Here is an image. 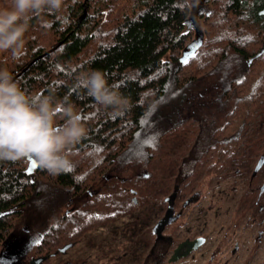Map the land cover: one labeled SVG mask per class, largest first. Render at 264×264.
I'll list each match as a JSON object with an SVG mask.
<instances>
[{
    "label": "trees",
    "instance_id": "obj_1",
    "mask_svg": "<svg viewBox=\"0 0 264 264\" xmlns=\"http://www.w3.org/2000/svg\"><path fill=\"white\" fill-rule=\"evenodd\" d=\"M200 3L207 12L192 11L190 0H65L60 12L29 21L16 58L0 51V69L21 89L71 104L87 130L58 175L31 158L0 160V261L9 260L14 249L6 242L30 213L38 239L25 255L15 251L24 263L66 251L144 207L159 178L151 167L174 138L187 136L180 151L186 181L177 183L182 205L192 182L222 175L241 148L264 153L247 138L264 107V0ZM89 70L102 71L130 107L117 113L98 105L77 84ZM131 167L147 174L110 178ZM250 188L261 193L254 181Z\"/></svg>",
    "mask_w": 264,
    "mask_h": 264
},
{
    "label": "rangeland",
    "instance_id": "obj_2",
    "mask_svg": "<svg viewBox=\"0 0 264 264\" xmlns=\"http://www.w3.org/2000/svg\"><path fill=\"white\" fill-rule=\"evenodd\" d=\"M9 2L0 0V8L8 6ZM200 2L190 0L192 11L207 12L208 5L203 7ZM192 20L194 22V18ZM247 134V138L258 144L256 148L264 147V107ZM186 142L187 136H184L165 143L160 161L151 167V171L159 175L147 185L148 193L154 197L152 201L135 213L88 233L57 261L82 264H264V163L257 169L259 174L254 180L263 192L257 206L251 207L253 202L247 191L258 158L264 157V153L255 156L253 149L241 148L222 175L212 178L200 175L192 182L191 194L182 205L183 201L178 203L177 200L182 192L177 183L186 181L182 167L185 157L180 152ZM146 174L142 167H131L113 171L110 178L129 179L132 175ZM253 195L256 200L257 192ZM28 217L19 222L10 238L8 247L14 252L8 256L9 263L27 264L30 260L27 257L24 263L16 253L18 249L25 255V249L38 239L39 222L32 213ZM155 234L159 235L158 242ZM197 237L204 241L196 251L170 261L169 252L179 242ZM54 261L55 257L50 260ZM57 261L54 263L61 264Z\"/></svg>",
    "mask_w": 264,
    "mask_h": 264
},
{
    "label": "clouds",
    "instance_id": "obj_3",
    "mask_svg": "<svg viewBox=\"0 0 264 264\" xmlns=\"http://www.w3.org/2000/svg\"><path fill=\"white\" fill-rule=\"evenodd\" d=\"M64 5L65 0H10L0 8V51H10L16 58L23 50L29 21L44 13H58ZM77 84L98 105L117 113L130 107L129 99L113 89L100 70L82 72ZM86 131L74 106L51 93L28 94L7 69H0V160L31 158L50 175H58L71 166L69 149Z\"/></svg>",
    "mask_w": 264,
    "mask_h": 264
},
{
    "label": "flooded vegetation",
    "instance_id": "obj_4",
    "mask_svg": "<svg viewBox=\"0 0 264 264\" xmlns=\"http://www.w3.org/2000/svg\"><path fill=\"white\" fill-rule=\"evenodd\" d=\"M262 157V156H260ZM263 163H264V157H263ZM262 163V164H263ZM259 174V173H258ZM257 177H252L251 176V180L249 182V185L251 182H253ZM248 185V186H249ZM259 188H262V187H259ZM247 191H248V188H247ZM249 192V191H248ZM255 193V190L253 188H250V192H249V196L251 198V202H253L252 206L251 207H255L259 204L260 200H261V197L263 195V192H262V189H261V193H257V196L255 197L256 200H253V194ZM249 199V197H248ZM13 234H11L12 236ZM11 236L8 238L7 242L6 243H10V238ZM155 240L158 242V240L160 239L159 238V235L158 234H155ZM171 239V238H170ZM203 238L201 237H197V238H193V239H186L184 241H181L179 242L170 252H169V255H170V259L173 258L174 260L175 259H178L179 257L181 258V256H187L189 254H191L192 252L196 251L202 244H203ZM165 244V243H164ZM196 247V248H195ZM67 251V250H66ZM65 250L64 251H61L59 254H56L54 256H51V257H48L46 259L42 258L40 260H34L33 258L27 262V264H60V263H54L55 261H57V258H59L60 256H62V254H64L66 252ZM188 251H190V253H188ZM6 254V253H5ZM7 256V255H6ZM8 257V256H7ZM23 257V256H22ZM20 257V258H22ZM55 257V261L52 263L50 262V260ZM5 260H7V258L5 257L4 259L2 258V260L0 261V264H3L5 263ZM8 261V260H7ZM159 261V260H157ZM57 262H61L60 260H58ZM61 264H82L81 262L80 263H77V262H70V261H67V262H61Z\"/></svg>",
    "mask_w": 264,
    "mask_h": 264
},
{
    "label": "water",
    "instance_id": "obj_5",
    "mask_svg": "<svg viewBox=\"0 0 264 264\" xmlns=\"http://www.w3.org/2000/svg\"><path fill=\"white\" fill-rule=\"evenodd\" d=\"M85 14H86V12L84 11L83 14H82V16L79 18V23L82 22V21L84 20V18H85ZM60 45H61V43H59V44H58L55 48H53L52 50H50V51L44 53L43 55L39 56V58H41V57L47 55L48 53H50V52H52V51H54V50H55L57 47H59ZM34 61H35V59H34L29 65H31ZM26 69H27V67L24 68V69L22 70V72H25ZM13 79H15V78H13ZM261 164H262V163H261ZM261 164H257V169L261 166ZM261 189H262V188H261ZM195 248H196V247H195ZM188 253H190V251H188ZM170 261H174V259L171 258Z\"/></svg>",
    "mask_w": 264,
    "mask_h": 264
}]
</instances>
